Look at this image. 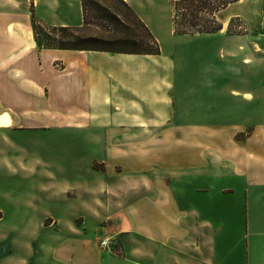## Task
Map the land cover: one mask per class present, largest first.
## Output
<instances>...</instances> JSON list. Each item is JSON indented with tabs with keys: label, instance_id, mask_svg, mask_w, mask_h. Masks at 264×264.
Returning a JSON list of instances; mask_svg holds the SVG:
<instances>
[{
	"label": "crops",
	"instance_id": "crops-1",
	"mask_svg": "<svg viewBox=\"0 0 264 264\" xmlns=\"http://www.w3.org/2000/svg\"><path fill=\"white\" fill-rule=\"evenodd\" d=\"M122 1L175 44L177 0ZM31 5L49 26L82 23L78 0L0 2V109L11 121L0 178L23 187L0 207V264H264V122L239 128L253 132L230 166L173 161L187 130L202 129L178 120L188 111L173 93L175 48L156 38L158 56L38 50ZM241 18L251 21L241 8L229 17ZM258 20L264 37V0ZM105 239L115 253L99 249Z\"/></svg>",
	"mask_w": 264,
	"mask_h": 264
},
{
	"label": "rangeland",
	"instance_id": "rangeland-1",
	"mask_svg": "<svg viewBox=\"0 0 264 264\" xmlns=\"http://www.w3.org/2000/svg\"><path fill=\"white\" fill-rule=\"evenodd\" d=\"M102 1H106L108 6L119 7L115 0ZM173 2L175 1L170 2L169 7L171 15ZM259 3L260 0H242L238 5L216 15L222 28V20L228 19L224 31L208 36H177L173 40L174 45L166 43L170 39L169 27L164 23L159 27L155 36L160 41L161 49L170 54L175 48L177 68L182 70V74L173 75V93L175 96H186L181 102L188 112L186 115L178 114V120H183L181 117L186 116L189 127L196 123L202 127L187 130V144L175 147L177 151L173 152V161L181 159L191 168L195 165V158L200 159L202 154L207 172H211L213 164L219 158L230 160V166L238 153L236 142L253 132L251 129L239 128L264 122V37L259 36ZM240 8L243 15L251 17V21H247L245 25L242 18V21L235 19L230 32L226 33L231 21L229 17ZM40 11L43 12V9ZM29 12L31 21H39L46 27H52L35 17L32 5ZM100 30L101 27L89 28L83 34H95ZM178 105L180 106V101ZM178 110L182 112L183 108L179 107ZM2 113L5 111L0 109V114ZM196 136L203 139L202 145H194ZM223 159L220 162L225 164ZM20 185L11 183L7 176L0 178V207L13 192L21 191L23 187ZM2 244L1 250H4V243H0ZM29 248L26 247L27 250ZM112 248L115 253V242ZM9 249L11 246L7 247ZM13 249L24 252L25 248L15 243Z\"/></svg>",
	"mask_w": 264,
	"mask_h": 264
},
{
	"label": "trees",
	"instance_id": "trees-1",
	"mask_svg": "<svg viewBox=\"0 0 264 264\" xmlns=\"http://www.w3.org/2000/svg\"><path fill=\"white\" fill-rule=\"evenodd\" d=\"M80 27H46L31 21L33 40L38 50L87 51L135 56H158L156 38L122 1L119 7L102 0H78ZM239 0H177L172 4V33L175 36L213 35L221 31L216 15ZM231 19L227 28L230 32ZM96 22V23H94ZM99 33L84 35L89 28ZM1 219V214H0Z\"/></svg>",
	"mask_w": 264,
	"mask_h": 264
},
{
	"label": "built area",
	"instance_id": "built-area-1",
	"mask_svg": "<svg viewBox=\"0 0 264 264\" xmlns=\"http://www.w3.org/2000/svg\"><path fill=\"white\" fill-rule=\"evenodd\" d=\"M57 67V66H56ZM98 247L101 251L110 253L111 252V245L109 240H102L99 242Z\"/></svg>",
	"mask_w": 264,
	"mask_h": 264
},
{
	"label": "bare ground",
	"instance_id": "bare-ground-1",
	"mask_svg": "<svg viewBox=\"0 0 264 264\" xmlns=\"http://www.w3.org/2000/svg\"><path fill=\"white\" fill-rule=\"evenodd\" d=\"M11 124L10 118L6 115L0 114V127L7 128Z\"/></svg>",
	"mask_w": 264,
	"mask_h": 264
}]
</instances>
